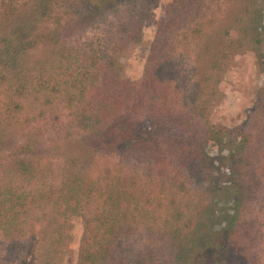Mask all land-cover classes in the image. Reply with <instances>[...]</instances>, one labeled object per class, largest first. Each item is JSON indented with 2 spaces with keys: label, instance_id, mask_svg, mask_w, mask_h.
<instances>
[{
  "label": "trees",
  "instance_id": "trees-1",
  "mask_svg": "<svg viewBox=\"0 0 264 264\" xmlns=\"http://www.w3.org/2000/svg\"><path fill=\"white\" fill-rule=\"evenodd\" d=\"M157 1L2 2L0 264H60L74 216L76 264H262L248 246L264 200L262 136L210 115L235 53L253 52L264 75V9L172 0L131 81L122 58L142 42ZM223 4L234 10L220 22ZM42 46L51 58L24 63ZM223 149L229 208L212 236L209 195L222 182L211 153ZM46 154L59 156L58 177ZM101 156L115 166L97 169Z\"/></svg>",
  "mask_w": 264,
  "mask_h": 264
},
{
  "label": "rangeland",
  "instance_id": "rangeland-1",
  "mask_svg": "<svg viewBox=\"0 0 264 264\" xmlns=\"http://www.w3.org/2000/svg\"><path fill=\"white\" fill-rule=\"evenodd\" d=\"M4 0H0V6ZM172 0H159L153 8V19L143 26V40L139 45L134 46L127 55L122 58L124 66L123 75L125 78L135 81L141 78L144 64L148 54L149 44L156 30V21L164 13L165 5ZM223 13L216 15L221 21L231 18L233 15L234 6L227 4L221 6ZM259 7L264 9V0H259ZM226 8V9H225ZM211 36V35H210ZM218 43V41H216ZM203 43H201L202 46ZM45 48V49H44ZM51 47H39V51H31L25 55L23 61L27 65H36L34 62L51 58L49 50ZM203 47L199 49L202 50ZM44 49V50H43ZM200 59L197 57L195 60ZM264 84V75L257 66L256 58L253 52L245 51L242 53H235L232 57L230 66L222 74L219 89L221 91V98L215 103L211 109L210 120L216 125L231 128L238 125H246L248 130L253 132L257 138L262 136V140H258L255 147L259 144L260 151L257 155V160H264V131L260 129L264 123V103L261 102L259 91ZM256 113V118L253 117ZM256 125V128L255 126ZM254 126V128H253ZM8 133H15L18 136L20 132L8 124ZM10 127V128H9ZM19 132V133H18ZM256 139V138H255ZM227 149L221 151L213 150L212 155L215 158L216 165L220 169V180L222 182L220 190L214 196L209 195L212 212L209 214L210 221H205L204 232H211L212 236L222 224L223 218L226 216L229 208V193L225 187L226 175L222 173L224 166L228 163L225 156ZM47 164L50 163L52 173L50 177H58L60 173V158L57 154L51 156L45 155ZM97 169H103L105 166H115L116 159L111 156L98 157ZM260 208L262 212L259 214L250 226L249 248L256 254V258H261V263L264 264V200L255 205ZM254 213V212H253ZM71 240L64 254L61 256L60 264H76L79 240L82 234V223L79 217H72ZM213 232V233H212ZM197 237L191 240H196ZM186 244H191L192 241H186ZM192 249H196L194 246ZM241 264H245L241 262Z\"/></svg>",
  "mask_w": 264,
  "mask_h": 264
}]
</instances>
